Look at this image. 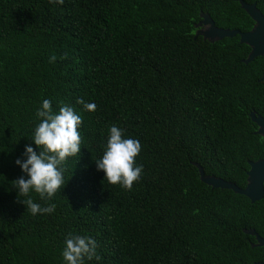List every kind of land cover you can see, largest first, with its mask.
Wrapping results in <instances>:
<instances>
[{
    "label": "trees",
    "instance_id": "16d2710c",
    "mask_svg": "<svg viewBox=\"0 0 264 264\" xmlns=\"http://www.w3.org/2000/svg\"><path fill=\"white\" fill-rule=\"evenodd\" d=\"M243 1L264 14V0ZM201 11L219 27L254 24L239 0H0V264H64L69 233L95 239L101 259L85 264L264 263L245 231L264 237V196L213 189L195 167L245 188L249 162L264 159L249 115L264 118V55L245 64L240 35H196ZM44 99L82 117V143L60 192L30 193L55 211L32 215L11 181L27 179L15 164L25 146L39 152L31 137ZM113 124L142 145L131 191L94 162Z\"/></svg>",
    "mask_w": 264,
    "mask_h": 264
},
{
    "label": "clouds",
    "instance_id": "9594fccd",
    "mask_svg": "<svg viewBox=\"0 0 264 264\" xmlns=\"http://www.w3.org/2000/svg\"><path fill=\"white\" fill-rule=\"evenodd\" d=\"M49 3L62 5L64 0H49ZM55 60L56 56L52 55L49 63ZM76 103L87 112H94L97 107L95 103H86L83 99H77ZM36 117L40 123L35 126L31 140L39 152L30 145L25 146L22 156L26 159L17 158L15 164L26 174L27 179L22 175L11 181V184L17 190V197H26L18 199V202L26 206L32 215L52 214L55 204L41 207L33 201L30 193L35 192L40 199L47 201L64 187V165L68 158L80 154L82 137L79 128L82 117L68 105L54 112L49 99L42 101ZM141 150L138 139L125 138L124 130L113 124L108 130L102 157L94 161L96 169L104 173L103 180L110 185H119L125 191H131L143 173V166L136 163ZM96 248L94 238L69 233L62 250L64 264H85L86 259L90 261L93 258L99 261L101 257L96 254Z\"/></svg>",
    "mask_w": 264,
    "mask_h": 264
},
{
    "label": "water",
    "instance_id": "95a60500",
    "mask_svg": "<svg viewBox=\"0 0 264 264\" xmlns=\"http://www.w3.org/2000/svg\"><path fill=\"white\" fill-rule=\"evenodd\" d=\"M239 2L241 7L254 21L251 29L240 31L239 29L219 27L208 12L201 11V20L197 23L199 29L197 30L196 35H202L204 39L211 42L221 40L224 37L240 35V42L245 43L250 47L246 59L243 60V63L248 64L252 62L255 57L264 55V14L257 8L255 2L247 3L243 0H239ZM261 80H264V75L261 77ZM249 115L252 122L257 127L255 133L264 137V118L259 115L256 116L254 112H251ZM195 167L199 169L201 181L213 189L232 190L237 194L246 196L251 203L263 198L264 160L249 162L248 180L245 188H240L234 183L228 182L222 178L206 175L204 168L199 164H195ZM245 231L246 233L255 236L256 243H253L252 246L264 245V237L260 236L253 228L245 229ZM254 264L264 263L257 262Z\"/></svg>",
    "mask_w": 264,
    "mask_h": 264
},
{
    "label": "flooded vegetation",
    "instance_id": "af4514ba",
    "mask_svg": "<svg viewBox=\"0 0 264 264\" xmlns=\"http://www.w3.org/2000/svg\"><path fill=\"white\" fill-rule=\"evenodd\" d=\"M200 28H201V27H200ZM255 132H256V131H255ZM258 160H264V159H258ZM258 160H257V161H258ZM263 196H264V195H263ZM250 229H251V228H250ZM250 235H251V234H250ZM253 236H254V235H253ZM254 237H255V236H254ZM255 243H256V239H255ZM252 244H253V243H252Z\"/></svg>",
    "mask_w": 264,
    "mask_h": 264
}]
</instances>
